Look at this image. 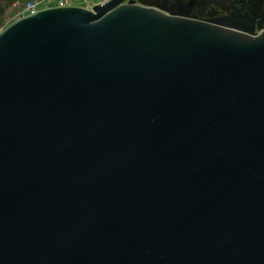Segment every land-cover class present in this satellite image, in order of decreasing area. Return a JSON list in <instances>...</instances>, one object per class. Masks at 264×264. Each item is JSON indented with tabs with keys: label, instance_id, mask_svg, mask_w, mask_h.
<instances>
[{
	"label": "water",
	"instance_id": "water-1",
	"mask_svg": "<svg viewBox=\"0 0 264 264\" xmlns=\"http://www.w3.org/2000/svg\"><path fill=\"white\" fill-rule=\"evenodd\" d=\"M124 1L0 31V264H264V22Z\"/></svg>",
	"mask_w": 264,
	"mask_h": 264
},
{
	"label": "flooded vegetation",
	"instance_id": "flooded-vegetation-1",
	"mask_svg": "<svg viewBox=\"0 0 264 264\" xmlns=\"http://www.w3.org/2000/svg\"><path fill=\"white\" fill-rule=\"evenodd\" d=\"M208 7L201 9L197 0H158L152 7L166 14L224 25L225 23L252 26L264 22V0H224L223 8ZM210 4V5H209ZM201 11V12H200ZM264 28V23H263Z\"/></svg>",
	"mask_w": 264,
	"mask_h": 264
},
{
	"label": "built area",
	"instance_id": "built-area-1",
	"mask_svg": "<svg viewBox=\"0 0 264 264\" xmlns=\"http://www.w3.org/2000/svg\"><path fill=\"white\" fill-rule=\"evenodd\" d=\"M99 0H82L81 3L86 5L91 4L92 8L98 4L93 3ZM78 6L77 0H34L23 2L18 0L14 3L13 7L15 8L13 22L19 19H22L28 15L36 13L37 7L39 6H50L52 8H66L69 6ZM80 5V4H79ZM81 6V5H80Z\"/></svg>",
	"mask_w": 264,
	"mask_h": 264
},
{
	"label": "rangeland",
	"instance_id": "rangeland-1",
	"mask_svg": "<svg viewBox=\"0 0 264 264\" xmlns=\"http://www.w3.org/2000/svg\"><path fill=\"white\" fill-rule=\"evenodd\" d=\"M23 2H27V1H34V0H22ZM106 0H99L97 2H93V3H96V4H102L104 3ZM158 0H126L124 1L125 4H128L129 2L133 3V4H136V5H141V6H145V7H148V6H153L155 3H157ZM78 2V6H71V7H80V8H85V9H91L92 6L91 4H84V3H81L82 0H77ZM199 6L202 8L204 7H208L207 3L209 2H213V3H210L213 7L215 6L216 8H223L224 7V0H197ZM81 6H80V5ZM209 4V5H210ZM14 5V3H13ZM13 5L10 7V9L8 10L5 18H4V25H3V28L4 29L6 26L10 25L11 22H13V19H14V10L15 8L13 7ZM48 8H52L50 6H39L37 7V10H40V9H48ZM201 12V11H200ZM1 29V30H2ZM0 30V31H1Z\"/></svg>",
	"mask_w": 264,
	"mask_h": 264
},
{
	"label": "trees",
	"instance_id": "trees-1",
	"mask_svg": "<svg viewBox=\"0 0 264 264\" xmlns=\"http://www.w3.org/2000/svg\"><path fill=\"white\" fill-rule=\"evenodd\" d=\"M15 1L16 0H0V30L3 28L4 18L8 10Z\"/></svg>",
	"mask_w": 264,
	"mask_h": 264
},
{
	"label": "bare ground",
	"instance_id": "bare-ground-1",
	"mask_svg": "<svg viewBox=\"0 0 264 264\" xmlns=\"http://www.w3.org/2000/svg\"><path fill=\"white\" fill-rule=\"evenodd\" d=\"M16 1H18V0H16ZM16 1H15V2H16ZM106 1H108V0H106ZM106 1H105V2H106ZM15 2H14V3H15ZM105 2H104V3H105ZM102 4H103V3H102ZM12 5H13V4H12ZM69 7H71V6H69ZM66 8H67V7H66ZM48 9H50V8H48ZM84 9H85V8H84ZM44 10H46V9H44ZM87 10H92V8H91V9H87ZM36 11H37V12H40V11H43V9L36 10ZM37 12H36V13H37ZM36 13H34V14H36ZM34 14H32V15H34ZM28 16H30V15H28ZM26 17H27V16H26ZM16 21H17V20H16ZM14 22H15V21H14ZM11 23H13V22H11Z\"/></svg>",
	"mask_w": 264,
	"mask_h": 264
}]
</instances>
